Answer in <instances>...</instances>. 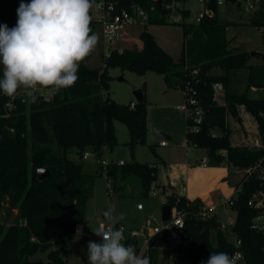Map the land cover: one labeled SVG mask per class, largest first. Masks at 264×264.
<instances>
[{"label": "trees", "instance_id": "1", "mask_svg": "<svg viewBox=\"0 0 264 264\" xmlns=\"http://www.w3.org/2000/svg\"><path fill=\"white\" fill-rule=\"evenodd\" d=\"M114 1L119 7L126 8L131 2L142 6L153 2ZM214 1L209 0L208 5L215 14L205 16L197 23L185 22L189 10L182 11L183 20L176 23L182 32V47L177 60H173L147 29L151 23H175L169 22L167 14L158 7L142 25L138 34L140 47L113 48L104 66L101 63L96 67L87 65L90 55L81 63L74 86L61 89L49 99L35 94L38 97L35 103L31 98L26 102L14 101L10 109L4 105L7 97L0 95V264H67L62 256L66 237L74 233L76 224L82 222L85 201L93 194L94 177L100 174L83 171V153L88 150L100 157L104 154L103 148L107 152L117 144L114 120L127 127L129 138L126 144L131 160L107 164L108 181L114 183L117 175L134 174L139 177L145 196L156 185V162H139L133 157L135 148L145 144L147 131L144 82L141 103L116 102L108 94L109 69L112 67L129 69L141 76L152 71L162 76L168 88L193 94L204 113L195 131H189L191 122L186 117L185 138L192 145L206 149L209 156L220 161L223 158L220 151L224 150L231 169L250 166L260 158L264 164V149L232 144L227 121V115H230L239 124L242 109L253 118L258 131L264 132V97L251 95L252 89H264V47L254 55L227 47L226 28L233 21L219 16ZM20 2L0 0V25L7 24L9 28L16 25ZM249 24L257 29L264 26V12H255ZM91 28L94 33L96 28L99 30L93 21ZM252 59L258 62L253 63ZM214 67L220 68L221 73L210 72ZM193 70L196 74L191 73ZM241 74L245 81L243 89L238 86ZM215 83L222 88L220 102L214 99ZM130 102H134V106L131 107ZM149 149L154 152L153 145H149ZM71 150L76 158L69 157ZM38 168L47 169L48 176L39 179ZM100 169L102 172L101 166ZM232 172L228 171L226 178L232 176ZM237 176L232 180L235 181ZM257 186L254 177L243 182L231 207L235 211V221L229 230L218 225L217 216L208 219L186 216L183 229L188 244L184 249L174 248L175 256L168 258L167 264H202L212 252H226L231 256L237 248L243 254L242 264H264V234L250 227L257 211L246 204V199ZM156 187H160L164 202L172 207L181 209L195 205L185 196H179L169 185ZM54 225L59 229L49 240L47 230ZM211 232L215 234L214 244L209 242ZM235 239L240 241L239 247L235 246ZM123 242L131 244L138 252L136 238L127 235ZM162 247H169L168 232L164 228L148 233L140 255L150 257L151 264H156L157 250ZM39 250H47L45 263L30 259Z\"/></svg>", "mask_w": 264, "mask_h": 264}, {"label": "rangeland", "instance_id": "2", "mask_svg": "<svg viewBox=\"0 0 264 264\" xmlns=\"http://www.w3.org/2000/svg\"><path fill=\"white\" fill-rule=\"evenodd\" d=\"M180 6L189 10V16L184 20L185 22H193L196 12L201 8V4L197 0H184ZM219 16L222 19L233 21L226 28L227 47L247 52H261L263 50L264 29L259 31L255 26L250 25L247 12L224 5L219 8ZM169 22L171 21L169 20ZM147 29L173 60H177L182 47L180 26L176 23H151L147 26ZM141 30L142 24L123 25L113 46L117 49L140 47L141 41L138 34ZM95 33L99 37L98 44L86 63L89 66L96 67L100 64L101 36L97 28ZM251 61L253 63L258 62L256 59ZM210 72L220 74L221 70L214 67ZM109 75L108 94L119 103H128L130 100L135 101L133 91L141 89L143 82L145 85L147 131L145 144L138 145L134 150V159L139 162H156L161 159L167 166L174 168L180 175L178 179L184 183L182 188L184 193L193 202L215 203L221 198H227L232 192V185L231 182L225 180L228 167L226 157L224 155L220 161H217L214 156L207 154L206 149L194 147L195 145L186 141V114L175 107L184 103L185 100L178 89L168 88L162 76L152 71H148L141 76L129 69L121 70L118 67H112L109 69ZM244 85L245 81L241 74L238 86L243 89ZM251 95L252 97H264V89H252ZM216 96V100L220 102L222 92H217ZM240 110L241 122L239 124L234 122L230 115H227V121L231 129L230 139L232 144L246 145L250 135L258 134V129L253 118L242 109ZM113 125L117 144L111 150L109 149L106 154H101L100 157L91 154L87 159L81 161L83 171L90 174L99 172L100 174L94 177L93 194L85 201V215L81 224L88 237L75 232L67 235L65 248L62 251V256L67 264H87L88 242H101L100 238H96L94 232L98 229L99 222L104 221L103 212L109 206H115L117 215L124 214V220L117 223L115 228H122L125 236L134 230L136 236L133 238L136 237L137 244L140 247L143 245L144 238V233L141 231L142 227L154 222L158 223V220L151 219V215L154 214L158 217L160 213L162 196L159 192L152 194L150 191L147 196L143 195L140 179L134 174H128L126 177L117 175L114 183H111L107 179L106 168L100 172V164L98 163L101 159L107 160L108 164L118 163L119 161L124 163L131 160L130 151L126 144L129 138L126 125L118 120H114ZM159 133L169 136V138H164L165 146L160 145L163 138H158ZM149 145H153L154 152L149 149ZM68 155L70 158H76L73 150ZM203 158L206 164L204 168L198 165V162ZM181 170H183V175L180 174ZM234 174L232 172L231 180H234ZM115 183L119 187L117 192L113 188ZM108 185L111 188L108 189ZM137 203L143 206L142 210L136 208ZM226 215V210L222 206H218V219L224 223ZM10 220L11 217L8 222ZM55 230L56 225L48 228L47 236L49 240ZM209 242L214 244V232L210 233ZM53 247H56V245H53ZM140 247H138V250ZM46 253L47 250H39L31 255L30 259L41 260L45 263ZM140 254L142 255L141 252ZM166 254V247L158 248L156 264H167Z\"/></svg>", "mask_w": 264, "mask_h": 264}, {"label": "clouds", "instance_id": "3", "mask_svg": "<svg viewBox=\"0 0 264 264\" xmlns=\"http://www.w3.org/2000/svg\"><path fill=\"white\" fill-rule=\"evenodd\" d=\"M94 6L95 0H21L16 25H0V92L14 97L23 88L35 103L39 89L58 92L74 86L81 63L98 44L91 28ZM103 217L104 225L94 232L101 242H88L87 264H151L115 228L123 213L117 215L115 206H109ZM202 264H237V259L212 252Z\"/></svg>", "mask_w": 264, "mask_h": 264}, {"label": "built area", "instance_id": "4", "mask_svg": "<svg viewBox=\"0 0 264 264\" xmlns=\"http://www.w3.org/2000/svg\"><path fill=\"white\" fill-rule=\"evenodd\" d=\"M201 4L200 10L196 12L194 23L200 21V19L205 16H213L215 10L208 5L209 0H197ZM183 1L180 0H161L160 8L165 14H167V20L171 22H181L183 20L182 11L187 9L180 4ZM214 5L217 6L218 10L221 6L229 5L232 8L243 10L248 13L249 18L255 12H264V0H215ZM158 8L157 4L153 1L151 4L142 6L137 2H131L129 6L119 7L114 0H96L95 6L91 11L92 21L96 23L101 34V44H100V60L101 65L106 64L110 52L113 48L114 41L118 37L120 28L125 24H144L148 20L149 14ZM188 10V9H187ZM177 12V13H175ZM250 20V19H249ZM264 26L258 27L259 31H263ZM196 74V70L191 72ZM222 92L221 85L215 83L213 85L214 99L217 98L216 93ZM57 91L48 89H39L35 94H38L44 99H49ZM181 92V91H180ZM184 96V103L176 105L175 107L186 114V117L190 119L191 124L188 125L189 131H195L199 128V125L203 118L204 110L199 102V100L188 92H181ZM1 96H6L0 92ZM7 100L5 102V107L10 109L14 101L26 102L30 97L26 95V91L21 88L18 90L14 97L6 96ZM130 106H134V102H130ZM212 136L215 135L214 132L211 133ZM161 145L165 144V141H160ZM249 148H262L264 149V132L256 135H250L248 143L246 144ZM104 149V154H106V148ZM94 153L90 151H85L83 153V159H87L89 155ZM221 155H225V151H220ZM123 162L119 161L118 164ZM102 170L106 168L108 164L107 160L101 159L99 161ZM201 166H205L204 159L201 161ZM237 179L232 183V194L227 198H221L215 203H203L199 202L195 205H187L188 207L178 209L176 207H171L170 218L167 221L161 222L159 225L150 224L141 229L142 233L146 237L148 233L157 232L160 229H166L168 232L169 247H168V258L173 259L175 256L174 245L181 241V233L184 226V218L186 216H192L199 219H208L212 216H217L218 206H222L226 210L227 215L225 217V222H220V227L225 230H229L235 221V211L232 210V205L237 195L241 192L242 184L244 181L251 177H254L257 181V188L251 192V194L246 199V204L249 207L256 209L257 213L252 217L250 227L257 232L264 234V164L262 158L258 159L255 163L246 167H232ZM232 177V176H231ZM110 187V185H108ZM138 209L142 208V205L138 203L136 205ZM232 213L231 215L229 213ZM218 217V216H217ZM155 220V216L151 217ZM104 221H100L98 228L104 225ZM122 229V228H120ZM74 232L80 235L86 236L87 234L82 230L80 224H76L74 227ZM136 235L135 231L129 233L130 237ZM97 236V235H96ZM98 237V236H97ZM101 239V237H98ZM233 238V237H232ZM235 246H240V241L234 240ZM231 256H235L237 259V264L243 263V254L239 248L235 249Z\"/></svg>", "mask_w": 264, "mask_h": 264}, {"label": "crops", "instance_id": "5", "mask_svg": "<svg viewBox=\"0 0 264 264\" xmlns=\"http://www.w3.org/2000/svg\"><path fill=\"white\" fill-rule=\"evenodd\" d=\"M99 49H100V47H99ZM100 61V60H99ZM179 91V90H178ZM180 92V91H179ZM181 93V92H180ZM182 94V93H181ZM216 100V99H215ZM131 101V100H130ZM217 101V100H216ZM160 134V133H159ZM166 135V134H165ZM158 138H163V139H161V140H164V138H169V136H165V137H160L159 135H158ZM165 141V140H164ZM187 141V140H186ZM188 142V141H187ZM189 143V142H188ZM191 144V143H190ZM161 145V144H160ZM166 145V142H165V144L164 145H161V146H165ZM194 147H196V146H194ZM198 148V147H197ZM204 159V158H203ZM201 161H202V159H201ZM201 161L200 162H198V165L199 166H201ZM158 162V163H157ZM156 164H157V174H156V181H155V184L156 185H161V186H167V185H169L179 196L180 195H182V196H185L187 199H189V197H187V195L184 193V191H183V184L184 183H182V181L181 180H179L178 178H179V173L174 169V168H172V167H169V166H167L166 164H165V162L164 161H160V159L158 160V161H156ZM94 165H96V164H94ZM186 166H188V164H186ZM201 167H206V164H205V166H201ZM97 168H99L98 166H97ZM100 169V168H99ZM98 169V170H99ZM230 169H231V167H227V173H226V175L228 174V171H230ZM180 174L181 175H183V170H181V172H180ZM126 177V176H125ZM224 177V176H223ZM230 177H231V175H229V178H225V180H227L228 182H231V185H232V182L233 181H231L230 180ZM156 185H154V186H152L151 187V189H150V191L152 192V194H155V193H157V192H159L160 194H161V192H160V187H156ZM109 188H111V186L110 187H108V189ZM114 191H118L117 190V186H116V183L114 184ZM231 194H232V192H231ZM230 194V195H231ZM229 195V196H230ZM161 196H162V194H161ZM189 201L192 203L193 201H191L190 199H189ZM194 204H197V203H195V202H193ZM199 203V202H198ZM138 204V203H137ZM162 205L163 204H165V202H164V200H163V196H162V203H161ZM161 205V206H162ZM172 207V206H171ZM137 208V207H136ZM138 209V208H137ZM143 209V206H142V208H140V209H138V210H142ZM152 216H155V220H158V223H151V224H155V225H159V224H161V222H163L162 220H161V215H160V213H159V215H158V217H156V215H151V217ZM152 219V218H151ZM154 220V221H155ZM80 225H81V227H82V224L81 223H79ZM147 226V225H146ZM145 227V226H144ZM144 227H142V228H144ZM59 229V226L58 225H56V230L55 231H57ZM82 230H83V227H82ZM84 231V230H83ZM132 231H134V230H132ZM85 232V231H84ZM86 233V232H85ZM87 234V233H86ZM148 235V234H147ZM136 236V235H135ZM87 237H88V235H87ZM96 238L97 239H99L97 236H96ZM136 238V237H135ZM146 238H147V236L145 237L144 236V238H143V245L140 247V249L138 250L139 252H138V255L140 254V252H142V249H143V247H144V245H145V242H146ZM101 240V239H100ZM158 251V250H157ZM167 251H168V249H167ZM166 259L168 260V257H167V254H166Z\"/></svg>", "mask_w": 264, "mask_h": 264}, {"label": "water", "instance_id": "6", "mask_svg": "<svg viewBox=\"0 0 264 264\" xmlns=\"http://www.w3.org/2000/svg\"><path fill=\"white\" fill-rule=\"evenodd\" d=\"M153 1L157 4L158 7H160L161 0H153ZM256 53H259V52H256V51H250L249 52L250 55H254ZM133 94L135 96V101L137 103H141L143 101V94H142V90L141 89L134 90L133 91ZM159 136L160 137H165L166 135L163 134V133H160ZM36 173H37V177L39 179H42V178L48 176L49 171L47 169H44V168H38L37 171H36ZM170 212H171V205L168 204V203L163 204L160 207L161 220L162 221L169 220V218H170ZM218 225L220 226V222H218ZM187 244H188V239H187V236H186V231H185V229H183L182 230V233H181V241L179 243L175 244L174 245V248L184 249Z\"/></svg>", "mask_w": 264, "mask_h": 264}]
</instances>
